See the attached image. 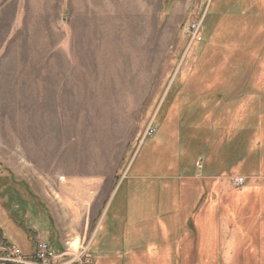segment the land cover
<instances>
[{
  "label": "rangeland",
  "instance_id": "374dc122",
  "mask_svg": "<svg viewBox=\"0 0 264 264\" xmlns=\"http://www.w3.org/2000/svg\"><path fill=\"white\" fill-rule=\"evenodd\" d=\"M263 199L264 0H0V258L264 264Z\"/></svg>",
  "mask_w": 264,
  "mask_h": 264
},
{
  "label": "built area",
  "instance_id": "2783aa9c",
  "mask_svg": "<svg viewBox=\"0 0 264 264\" xmlns=\"http://www.w3.org/2000/svg\"><path fill=\"white\" fill-rule=\"evenodd\" d=\"M200 26H193L191 32L198 33ZM154 130L149 128L147 135L153 136ZM244 178H237L234 183L236 188H242L245 185ZM63 255L57 254L48 243H38L36 250L30 256H23L19 250L14 249L11 254L0 258L2 264H57L56 260L62 258ZM83 264V263H80Z\"/></svg>",
  "mask_w": 264,
  "mask_h": 264
},
{
  "label": "trees",
  "instance_id": "16d2710c",
  "mask_svg": "<svg viewBox=\"0 0 264 264\" xmlns=\"http://www.w3.org/2000/svg\"><path fill=\"white\" fill-rule=\"evenodd\" d=\"M246 183V182H245ZM246 185V184H245ZM253 189V188H252ZM251 189V190H252ZM247 193V192H246ZM18 194H20V193H18ZM18 196V195H17ZM264 200V199H263ZM15 225L17 226V227H21L22 229H23V231L26 233V235H29L30 233H28V231H27V228L25 227H23L22 226V224L21 223H18V221H16L15 220ZM29 228V227H28ZM0 238H2V243H6V241H8L7 239H5L4 237H3V232H2V230L0 229ZM8 243V242H7ZM10 245V244H9ZM11 248H14V247H11ZM18 250H19V252L21 253V255H23V256H30L31 254H32V247H28V251H26V252H22L19 248H17Z\"/></svg>",
  "mask_w": 264,
  "mask_h": 264
},
{
  "label": "bare ground",
  "instance_id": "6f19581e",
  "mask_svg": "<svg viewBox=\"0 0 264 264\" xmlns=\"http://www.w3.org/2000/svg\"><path fill=\"white\" fill-rule=\"evenodd\" d=\"M74 247H77V245H76V243H74V245H73Z\"/></svg>",
  "mask_w": 264,
  "mask_h": 264
},
{
  "label": "crops",
  "instance_id": "0c3cea01",
  "mask_svg": "<svg viewBox=\"0 0 264 264\" xmlns=\"http://www.w3.org/2000/svg\"><path fill=\"white\" fill-rule=\"evenodd\" d=\"M9 244H10V243H9ZM7 248L10 250V248H9V247H7ZM9 250H8V251H9Z\"/></svg>",
  "mask_w": 264,
  "mask_h": 264
}]
</instances>
